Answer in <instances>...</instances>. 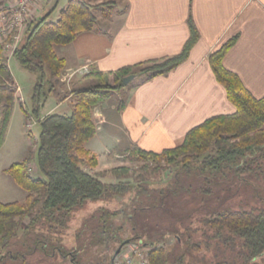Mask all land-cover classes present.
<instances>
[{
	"label": "trees",
	"instance_id": "trees-1",
	"mask_svg": "<svg viewBox=\"0 0 264 264\" xmlns=\"http://www.w3.org/2000/svg\"><path fill=\"white\" fill-rule=\"evenodd\" d=\"M128 8L127 3L121 5L117 1L93 4L69 0L57 19L49 18L54 8L28 24L13 57L24 69L37 75L30 98L34 113H38L52 94L58 97L59 103L71 98V104L69 113L55 112L38 119L40 134L34 158L15 163L6 170L27 193V199L23 203L0 202V264L9 257L19 258L20 255L12 250L19 239H24L22 243L27 244L26 239L37 231L60 232L73 213L87 202L108 201L133 193L135 197L130 200L131 208L105 213L109 219L121 217L122 221L126 220L114 229L113 239H117L120 247L124 244L122 250L127 244L137 243L146 250L149 264H190L187 262L189 253L172 256L164 245H160L162 237L168 239L177 235L176 229L180 232V225L184 228L180 237L185 239L187 252L199 251L203 247L212 249L216 258L213 264H264V209L240 210L221 208L219 205L207 209L203 205L198 208L205 210L201 220L203 227L192 230L191 223L186 224V221L192 222L198 209L191 208L177 218L174 217V204L170 203L175 196L176 199L188 196L186 199L192 201L195 194L214 195L217 189L232 181L238 182L239 187L250 188L256 197L260 195L258 187L264 189V98L254 97L240 78L226 69L223 63L239 36L231 38L209 56L217 81L224 86L228 100L236 107L234 114L207 119L190 130L184 142L175 148L160 153L133 148L129 151L131 159L143 163L141 174L133 183L121 180L130 175L128 167H116L102 174L103 177L113 176L116 182H106L100 174L92 173L99 161L86 144L97 133L94 121L96 108L111 100L115 93L129 87L132 89L156 77L168 76L188 59L200 39L190 15V38L180 54L115 72L90 69L77 81L70 82V88L61 95L59 87L66 61L58 56L55 47L72 44L82 33L100 32L101 19L110 20L115 15H123ZM131 74L140 76L125 86L123 79ZM17 88L8 58L4 55V46L0 43V147L14 113ZM125 102L124 99L119 102L118 111L123 110ZM23 111L28 119L32 118L26 109L23 108ZM32 161L36 162L38 176L29 171ZM156 173L174 174L176 187L162 189L160 193H157L158 189H149L147 183L150 181L145 176ZM181 175L195 176L204 186L198 188V192L183 188ZM150 183L153 185V182ZM227 191L224 186L223 192L226 194ZM239 194L240 191L228 196L239 197ZM260 197L264 200V196ZM196 199L199 200L197 196ZM167 202L170 203L168 206ZM161 217L172 219L170 224L175 228L174 232H159L160 220L164 221ZM27 218L29 223L25 225ZM127 229L131 236L123 239L121 233ZM38 243L47 245L42 238ZM121 252L112 256L110 264H115Z\"/></svg>",
	"mask_w": 264,
	"mask_h": 264
},
{
	"label": "crops",
	"instance_id": "crops-1",
	"mask_svg": "<svg viewBox=\"0 0 264 264\" xmlns=\"http://www.w3.org/2000/svg\"><path fill=\"white\" fill-rule=\"evenodd\" d=\"M55 1L34 0L31 21L44 16ZM107 1H117L121 5L127 3L129 8L123 15H115L110 20L101 19L100 32L80 34L72 44L58 46L60 53L55 47L58 56L66 61L62 75L66 80L61 79L60 94L61 88L69 89L70 82L83 75L72 74L85 67L115 72L180 54L190 38V15L200 39L188 59L168 76L156 77L132 88L124 98L126 102L122 111H118V104L122 101L119 98L96 108L94 121L97 118L102 120L98 121L96 136L86 144L98 157L95 174L102 170V163L103 166L109 165L102 171L119 167V158L133 148L156 153L175 148L184 142L190 130L207 119L234 114L236 107L228 100L224 86L217 81L209 56L235 36L239 39L224 58V66L240 78L254 97L264 98V0ZM99 3L103 2L98 0L95 4ZM13 58L8 59L9 67ZM13 78L19 87L15 76ZM66 103L71 104V98L58 103L45 116L57 112ZM69 110L64 112L69 113ZM15 114L14 109L10 126ZM17 116L25 137L28 118L23 110ZM25 141L27 145L20 153V162L34 158L37 149H31L30 139L25 137ZM101 155L105 157L103 162ZM15 163L18 162L0 167L2 203H23L27 199V193L6 173ZM116 181L113 176L108 180Z\"/></svg>",
	"mask_w": 264,
	"mask_h": 264
},
{
	"label": "rangeland",
	"instance_id": "rangeland-1",
	"mask_svg": "<svg viewBox=\"0 0 264 264\" xmlns=\"http://www.w3.org/2000/svg\"><path fill=\"white\" fill-rule=\"evenodd\" d=\"M83 1L92 2L93 4H95L98 0H96V2L94 0ZM106 1L107 0H99V2ZM57 2H59V4ZM67 4L68 3H66V0H56L53 4V7H48L49 9L46 10L45 14L51 12L55 8V10L52 11L49 17L50 20H54L59 10L63 9ZM24 34L25 31L23 33V36ZM60 51V48L57 47V52L60 53ZM10 67L13 76H15L17 80V83L22 86V88L20 86L19 87L21 88L22 97L24 98L25 102H21L19 99H16V105L14 108L16 114L12 119L11 126H9L11 128L8 129L9 132H7L5 141L0 147V167L14 162H20V153L26 148L27 145L25 137L26 139H30L31 149L37 148L38 138L40 134V127L37 124L38 119L44 117L49 110L57 106L59 103L58 97L52 94L43 103V106L40 108L38 113H34L30 98L32 88L37 80V75L24 69L14 58L10 60ZM79 71L73 73L72 76L76 74H82V69ZM61 79H64V81L66 80V78L62 77ZM47 88L48 85L46 84L45 89L47 90ZM67 90V87L61 88V95H64ZM130 90L132 89L129 87L121 92L115 93L112 96L111 100L116 101L117 98L123 100L126 96H128V92ZM109 101L105 102V104H107ZM23 108L28 111L29 115L32 117L31 120L35 124L31 132H28L27 130V136L25 137L21 133L20 119L17 116L21 112V110H23ZM68 109H70V103L64 104V107L58 109L57 112L63 113ZM105 109L107 110V106L105 107ZM101 120L102 118H97V120L95 119L96 126H99L98 121L100 122ZM104 159L105 157L101 155L100 160L103 162L105 161ZM119 159L121 161L119 167H128L131 170L130 175L127 178H123L121 180L129 181L131 183L135 182L140 173V168L143 166V163L137 159H131L130 154L124 155L123 158L121 157ZM106 162L112 163V161ZM35 165L36 162L32 161L30 167L33 168L34 172H32L31 174L33 176H38L39 171L37 170ZM101 167L102 170H104V167L109 168V165L103 166L102 163ZM95 169L92 170V173L94 175L100 174L102 176V174L106 172L101 170L100 172H96L95 174ZM162 174L163 173H156L154 175L145 176V179H147V181L153 182V185L150 182L147 183L149 189H158L157 193H160V190L162 189L166 190L176 187L174 174L173 176H167L165 175V173L163 175ZM180 177L181 187L183 188L197 191L198 188L204 186V183H202V181L195 176L181 175ZM110 178H112V176L107 175L102 179L107 182ZM224 186L228 188L226 194L223 192ZM224 186L217 189L214 195L205 194L202 196L194 193L199 198V200L196 199V196L195 199H192V201L187 200L188 196H181L179 198L177 197V199L175 196L173 200L170 201L171 205L172 203L174 204V217H182L189 209H198L199 207L202 208L203 205L207 209L213 208L217 205H219V207L221 208L226 207L240 210L251 208L264 209V200L260 197V195L264 196V189L262 188V186L258 187V190H260V195L258 194V197L255 196V192L249 190L250 188L239 187L238 182L235 181L227 183ZM207 188H209V186ZM239 191L241 192V195L239 194V197L228 196L229 194L231 195L234 192L238 193ZM134 197L135 195L133 193L131 196H116L108 201L87 202L85 206H83V208L73 213V215L67 221L66 226L60 232L48 230L37 231V233L31 234V236L26 239L27 244L22 243L25 241L24 239H19L18 245L12 247V250L20 255L19 258L14 259L9 257L1 264H110L112 256L116 253V251H118L120 247L117 239H113L116 231L114 229H118L119 225L125 223L126 220L122 221L121 217L109 219L105 216V213L121 209L127 210L131 208L132 204L130 200ZM168 202L166 203V206L170 204ZM150 212L148 214L149 216H151ZM204 212L205 210L203 211V209H198V212L194 216L192 222L191 220H187L186 224L191 223L190 227L192 230L203 227V225L201 224V220L205 215ZM161 219H163L165 222L160 220L161 222L159 224V232L169 233L170 231H175V228L172 226V224H170L172 219H165V217H161ZM28 223L29 219L27 218L25 219L24 224L27 225ZM178 228L180 232H178V230L176 229L177 235L172 236L168 239H164L162 237L160 245H164L171 252L172 256H179L182 253H189L190 256L188 257L187 262L190 264H213L216 258L215 253L214 251H212V249L203 247L199 251L192 250L191 252H187L186 242L184 243L185 239L180 237V235L184 232V228H182L180 225ZM106 229L108 230V232H103ZM130 236L131 233L129 229H127L125 233H121V237L123 239L129 238ZM41 238L47 241V245L42 246L38 243V240H40ZM134 246H139L141 248L139 244L131 243L127 244L121 253L124 254L125 252L130 251V249H132ZM141 250L144 253L146 252V250L142 248ZM23 253L31 254L23 255ZM75 254L76 257H74ZM121 260L122 259L119 257L118 261L120 262Z\"/></svg>",
	"mask_w": 264,
	"mask_h": 264
},
{
	"label": "built area",
	"instance_id": "built-area-1",
	"mask_svg": "<svg viewBox=\"0 0 264 264\" xmlns=\"http://www.w3.org/2000/svg\"><path fill=\"white\" fill-rule=\"evenodd\" d=\"M33 2L34 0H0V43L3 44L4 55L8 59L13 57L24 31L31 22L30 13ZM81 72L88 73V67ZM16 99L25 102L20 87L17 88ZM34 125L31 118L28 119L26 124L28 132L32 131ZM29 171L33 172V168L29 167ZM119 257L122 259L120 262ZM118 258L115 264H149L147 253H144L139 246H134L124 254L121 253Z\"/></svg>",
	"mask_w": 264,
	"mask_h": 264
},
{
	"label": "water",
	"instance_id": "water-1",
	"mask_svg": "<svg viewBox=\"0 0 264 264\" xmlns=\"http://www.w3.org/2000/svg\"><path fill=\"white\" fill-rule=\"evenodd\" d=\"M140 74H131V75H128L126 76L124 79H123V83L125 86H129L132 82H134L135 80H137L139 78ZM124 246V244H123ZM121 246L118 251L116 252V256L121 252L122 250V247Z\"/></svg>",
	"mask_w": 264,
	"mask_h": 264
}]
</instances>
